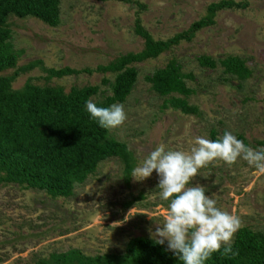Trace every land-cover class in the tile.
<instances>
[{"label": "rangeland", "instance_id": "374dc122", "mask_svg": "<svg viewBox=\"0 0 264 264\" xmlns=\"http://www.w3.org/2000/svg\"><path fill=\"white\" fill-rule=\"evenodd\" d=\"M146 9L116 1L60 0L56 27L34 19L11 17V44L18 67L40 61L14 83L21 89L28 80L40 86H99L93 101L111 94L105 86L114 76L95 70L127 53L143 49L135 34L137 16L155 40H167L186 31L207 15V8L222 1L243 5L220 11L214 25L198 32L154 60L135 65L138 78L127 100L120 104L125 121L109 130L110 138L124 143L136 166L157 145L189 152L195 137L216 140L225 131L245 145L264 147V0H135ZM216 62L229 57L242 59L251 76L241 81L216 68L202 67L199 58ZM176 59L192 93L186 98L197 114L186 115L164 108L166 97L147 82L158 69ZM71 68L93 73L47 80L43 70ZM9 70L0 75H13ZM155 173L126 181L118 159L102 162L95 174L76 185L69 198L52 199L45 192L15 184L0 186V264H39L54 254L79 250L89 257L123 254L134 238H149V229L162 224L167 201L159 198ZM193 185L205 187L216 206L235 214L241 228L264 234V173L242 158L228 165L214 160L201 168ZM237 233V232H236ZM234 234L231 244L235 239ZM166 246V244H165Z\"/></svg>", "mask_w": 264, "mask_h": 264}, {"label": "trees", "instance_id": "16d2710c", "mask_svg": "<svg viewBox=\"0 0 264 264\" xmlns=\"http://www.w3.org/2000/svg\"><path fill=\"white\" fill-rule=\"evenodd\" d=\"M97 1L136 5L138 14L146 9L135 0ZM59 7L60 0H0V74L15 70L13 75H0V186L15 184L24 189L43 191L52 199L72 196L76 185L95 174L104 161L118 159L123 165L126 181L130 180L136 166L128 146L110 138L109 130L98 127L85 111V101H93L101 93V87H72L66 91L62 86H40L28 80L21 89L13 88L20 73L30 71L41 62L17 66L18 57L10 42L9 19L34 18L56 27L60 22ZM241 7L244 6L233 1L212 4L205 17L167 40H155L137 16L134 30L144 42L143 49L97 67V73L114 76V82L105 77L102 83L111 86V94L102 101L93 102L103 107L124 103L137 82L135 65L157 59L183 42H191L198 32L214 25L218 12ZM198 61L200 66L213 69L220 64L225 73L241 81L251 76L245 62L238 57L216 62L202 56ZM43 70L47 80L93 73L71 68ZM187 77L190 76L183 74L178 61L172 59L148 77L147 82L157 94L167 98L164 108L192 115L197 114V108L186 100L192 93L185 82ZM165 248V245H155L149 238L139 237L129 241L123 254L89 257L79 250H72L51 255L39 264H180ZM231 248L232 251L225 255L213 253L206 264H264L263 233L241 228Z\"/></svg>", "mask_w": 264, "mask_h": 264}, {"label": "clouds", "instance_id": "9594fccd", "mask_svg": "<svg viewBox=\"0 0 264 264\" xmlns=\"http://www.w3.org/2000/svg\"><path fill=\"white\" fill-rule=\"evenodd\" d=\"M85 111L105 130L120 126L126 119L120 104L103 107L87 100ZM193 145L189 152L157 145L130 176L142 181L155 171L159 198L168 202V210L163 223L156 224L154 231L149 229V239L155 245L166 244L165 251L171 252L180 264H206L213 253H230L231 240L241 227L239 217L220 210L204 186L192 184L198 171L214 160L231 165L242 158L264 173V147L253 149L228 131L216 140L195 137Z\"/></svg>", "mask_w": 264, "mask_h": 264}]
</instances>
